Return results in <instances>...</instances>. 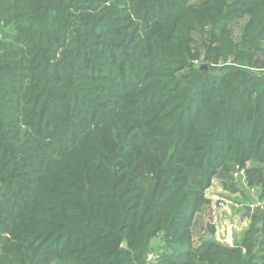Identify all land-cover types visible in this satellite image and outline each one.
Wrapping results in <instances>:
<instances>
[{"label":"trees","instance_id":"obj_1","mask_svg":"<svg viewBox=\"0 0 264 264\" xmlns=\"http://www.w3.org/2000/svg\"><path fill=\"white\" fill-rule=\"evenodd\" d=\"M247 162L264 180V0H0V264H140ZM250 218L156 264H264Z\"/></svg>","mask_w":264,"mask_h":264},{"label":"rangeland","instance_id":"obj_2","mask_svg":"<svg viewBox=\"0 0 264 264\" xmlns=\"http://www.w3.org/2000/svg\"><path fill=\"white\" fill-rule=\"evenodd\" d=\"M194 63L197 65V61ZM253 164L247 162L244 167L237 165L235 180L227 189L213 179L203 191L206 200L204 208L194 213L186 237L169 239L164 232H160L150 241L139 263L156 264L166 252L165 249L163 251L164 247L169 249L168 246L173 247L185 238L191 249L204 240L228 247L237 246L251 224L253 209L257 206L264 208V180H257L256 177L250 179L247 175L246 168Z\"/></svg>","mask_w":264,"mask_h":264},{"label":"water","instance_id":"obj_3","mask_svg":"<svg viewBox=\"0 0 264 264\" xmlns=\"http://www.w3.org/2000/svg\"><path fill=\"white\" fill-rule=\"evenodd\" d=\"M201 68H205V66L203 65Z\"/></svg>","mask_w":264,"mask_h":264}]
</instances>
